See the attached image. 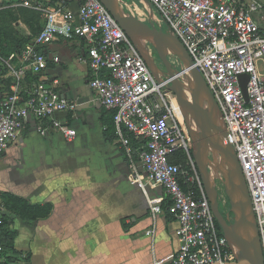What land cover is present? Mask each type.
<instances>
[{
    "label": "built area",
    "instance_id": "obj_1",
    "mask_svg": "<svg viewBox=\"0 0 264 264\" xmlns=\"http://www.w3.org/2000/svg\"><path fill=\"white\" fill-rule=\"evenodd\" d=\"M74 1L79 22L74 12L53 5L52 0H20V7L41 12L45 19L42 31L18 55L0 56V64L14 80L12 94L0 104V157L30 120L38 122L41 136L56 131L67 141L77 137V131L59 116L75 112L78 103L62 97L57 82L41 75L49 68L47 46L59 39L85 40L88 58L84 61L94 76L90 87L100 105L115 112L116 141L128 159L133 183L147 197L152 218L162 214L163 201L150 199L149 186L161 187L171 202L168 212L178 223L180 249L169 257V264H236L217 227L192 155V139L169 89L187 71L157 81L100 0ZM149 2L185 47L219 106L227 126L226 141L236 151L251 196L264 254V0ZM29 74L39 76V81L24 92ZM243 75L249 77L247 98ZM177 154L186 157L185 169L170 162ZM182 182L195 189L184 190ZM222 204L228 211L227 197Z\"/></svg>",
    "mask_w": 264,
    "mask_h": 264
},
{
    "label": "crops",
    "instance_id": "obj_2",
    "mask_svg": "<svg viewBox=\"0 0 264 264\" xmlns=\"http://www.w3.org/2000/svg\"><path fill=\"white\" fill-rule=\"evenodd\" d=\"M53 5L74 12V0ZM20 0H0V9L20 7ZM44 51L49 68L41 75L69 100L90 107L78 122L75 112L63 113L77 131L73 141L51 131L41 136L30 120L13 146L0 157V194L19 196L36 205L34 221L16 218L15 247L30 257L16 264H169L180 249L178 223L165 209L153 219L147 197L133 183L123 148L106 137L111 111L98 102L90 87L93 73L85 40L59 39ZM59 59L54 63L53 59ZM24 92L30 87L23 85ZM151 200L166 196L161 187H148ZM149 231H154L151 235ZM1 260V259H0Z\"/></svg>",
    "mask_w": 264,
    "mask_h": 264
},
{
    "label": "water",
    "instance_id": "obj_3",
    "mask_svg": "<svg viewBox=\"0 0 264 264\" xmlns=\"http://www.w3.org/2000/svg\"><path fill=\"white\" fill-rule=\"evenodd\" d=\"M129 37L154 78L161 82L187 71L172 82L186 128L193 142L192 155L199 171L216 221L231 247L236 264H264V254L250 193L234 147L227 139L224 117L202 74L172 29L162 20L149 0H100ZM147 16L143 21L136 13ZM153 49L161 64L150 55ZM177 60L174 67L169 58ZM163 67V68H162ZM248 75L241 76L245 97ZM64 98L69 99V91ZM86 107L76 109L77 120L84 119ZM219 184L229 201L230 213L219 203Z\"/></svg>",
    "mask_w": 264,
    "mask_h": 264
},
{
    "label": "trees",
    "instance_id": "obj_4",
    "mask_svg": "<svg viewBox=\"0 0 264 264\" xmlns=\"http://www.w3.org/2000/svg\"><path fill=\"white\" fill-rule=\"evenodd\" d=\"M20 24L26 26L29 33L20 30ZM43 26L44 19L42 18V14L38 11L23 7H6L0 9V55L8 57L13 53L19 54L28 44L33 42L34 38L42 31ZM0 71H5L4 74L0 73V77L4 75L6 77L3 79L4 86L0 89L1 104L6 96L12 94L11 86L14 83V80L8 77V74H6L7 69L1 64ZM38 81L39 76L29 74L26 83L30 86L31 83ZM114 115L115 112L111 111L105 121L107 126L106 137L109 141L117 139ZM132 143L136 145L134 139L132 140ZM170 162L179 164L185 169L187 159L182 156V154H177L176 156L171 157ZM182 186L186 191L189 189H195V186L184 184L183 182ZM227 202L229 209L230 205L228 199ZM170 205V200L166 199L163 209L168 212ZM37 208L36 205L30 204L19 196L8 193L0 194V247L2 248V252H0V264H16L21 263L22 261H30V257L20 254L15 247L18 232L13 228V224L16 218H23L24 220L28 219L31 221L36 220L39 216ZM169 215L173 217V215ZM217 227L219 231L222 232L218 223Z\"/></svg>",
    "mask_w": 264,
    "mask_h": 264
},
{
    "label": "rangeland",
    "instance_id": "obj_5",
    "mask_svg": "<svg viewBox=\"0 0 264 264\" xmlns=\"http://www.w3.org/2000/svg\"><path fill=\"white\" fill-rule=\"evenodd\" d=\"M41 13V12H40ZM144 13V12H143ZM42 14V13H41ZM42 18L43 19H45L44 18V15L42 14ZM143 21H146L147 20V16L145 15V13H144V16L143 17H140ZM20 30H23V31H25L26 33H29V30L26 28V26H24L23 24H20ZM16 55H18L17 53H13V54H10V56H8V57H3V56H1L2 58H4V59H10V58H14ZM0 73H5V71H0ZM6 74H9V72L8 71H6ZM4 77H5V75L4 76H1L0 77V89L4 86L3 84H4V82H3V79H4ZM6 78V77H5ZM219 194H220V208H221V210H222V212L224 213V211H225V209L223 208V204H222V198H224V197H226V195H225V193H224V190H223V188H222V186H220L219 185ZM228 211H230V208L228 209ZM228 213H230V212H228ZM226 214V213H225Z\"/></svg>",
    "mask_w": 264,
    "mask_h": 264
},
{
    "label": "flooded vegetation",
    "instance_id": "obj_6",
    "mask_svg": "<svg viewBox=\"0 0 264 264\" xmlns=\"http://www.w3.org/2000/svg\"><path fill=\"white\" fill-rule=\"evenodd\" d=\"M129 1L132 2V0H129ZM150 55H151L152 57L155 58L157 64H161V62L159 61V59H158V57H157L156 52H155L152 48L150 49ZM169 60L171 61V63L173 64L174 67H177L178 62H177L176 59L170 57ZM162 68H163V67H162ZM219 185L222 186L221 184H219ZM223 208H224V207H223ZM224 209H225V208H224ZM221 211H222V210H221ZM224 212H225L226 214L228 213V211H226V210H225Z\"/></svg>",
    "mask_w": 264,
    "mask_h": 264
},
{
    "label": "bare ground",
    "instance_id": "obj_7",
    "mask_svg": "<svg viewBox=\"0 0 264 264\" xmlns=\"http://www.w3.org/2000/svg\"><path fill=\"white\" fill-rule=\"evenodd\" d=\"M135 9H136V13H137V15L139 17H143L144 16V13L140 9H138V8H135Z\"/></svg>",
    "mask_w": 264,
    "mask_h": 264
}]
</instances>
